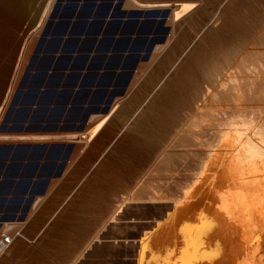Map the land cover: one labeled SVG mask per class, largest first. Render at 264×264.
<instances>
[{"label": "rangeland", "instance_id": "374dc122", "mask_svg": "<svg viewBox=\"0 0 264 264\" xmlns=\"http://www.w3.org/2000/svg\"><path fill=\"white\" fill-rule=\"evenodd\" d=\"M47 1L49 2L0 0V127L36 43L57 2L53 0L48 14L44 16ZM139 1L170 2L171 7L161 8L163 10L182 8V2L189 0ZM190 1H195L197 5L181 19L176 22H172L170 18L165 20V25L170 27V37L169 40H166V37L164 49L159 45V48L152 52L150 72L143 79L141 76L138 118L136 117L133 123L124 125L121 135L123 139L109 142L102 149V155L91 158V172L66 171L64 178L49 188L55 196L54 207L66 205L70 208H80L79 213L83 211L81 194L85 188L82 182L92 174L91 185L102 186L105 191V195L93 197L90 206L92 226L100 222L96 218L106 208L109 218L107 224L119 223L123 218L126 227L140 225L139 228L144 230L141 232L142 242L151 234L157 224L156 220L166 217L167 210L170 211L173 203L181 200L184 190L201 174L205 156L213 147H220L219 140L225 131L231 133L237 126L249 129V120L255 122L254 126L264 125V100L257 99L258 95L243 102V107L247 104L245 108L241 107L243 110L229 107L232 100L231 86L234 83L241 86L245 94L249 79L254 80V93L258 94L260 89L264 88V0ZM128 3L126 0V4ZM227 74L238 75L235 77L238 79L227 80V84ZM222 82L226 83L225 87L220 85ZM7 93L9 100H6ZM237 121L246 123L240 125ZM130 133L133 134L132 138ZM0 135L14 134L0 132ZM58 140L55 142H68ZM87 140L88 138L81 142H69L74 143L76 147L70 169L82 164L78 155L80 149L89 146ZM38 142L0 140V144ZM99 164L104 166H98ZM107 164L119 169L114 174L122 177V181L113 180L110 177L111 172L98 171ZM98 179L102 181L101 184L94 182ZM115 191L117 194L112 198ZM77 197L81 200H70ZM35 200L25 214L27 218L36 206ZM44 201L38 203L23 230V223L17 216L13 220L0 221V233L11 234L12 241L14 237H20L16 242H21V238H24L21 231H36L35 219L39 213L37 211ZM122 204L125 206L120 207ZM120 208H123V211ZM48 212L52 216L51 210ZM59 215L62 220L56 219L55 225L52 219L46 222L48 231H53L52 226L55 227L54 231H77L78 228H75L74 224L81 225L85 222L82 213V220H74V214L66 210ZM111 219L113 221H110ZM13 221H17L15 225ZM4 224L8 226L5 227ZM16 242L0 255V259L42 258L35 252L30 255L21 252ZM59 248L57 245L53 251L57 258H67Z\"/></svg>", "mask_w": 264, "mask_h": 264}, {"label": "crops", "instance_id": "0c3cea01", "mask_svg": "<svg viewBox=\"0 0 264 264\" xmlns=\"http://www.w3.org/2000/svg\"><path fill=\"white\" fill-rule=\"evenodd\" d=\"M150 11L151 8L141 9L130 3L126 4V0H61L54 7L36 43V52H33L27 65L28 74L25 78L23 74L21 78L23 91L17 105L30 109L27 116L23 114L22 120L28 118L34 126L57 129L26 135L64 137L72 133L78 134L80 139L67 140L68 142H55L58 139L48 140L50 142L43 140L37 143L70 146L60 174L49 180L42 194L38 193L43 189L44 182L28 183V178L34 172L40 175L55 173L59 161L63 159L65 148L55 149L50 154L49 165L28 167L21 164L9 171L10 176L23 177L19 181L18 177L15 178L6 187L5 205L14 207L20 204L24 207L25 199L20 197L25 191L34 193L28 209L35 198L40 196L35 208L40 201L45 200L37 211L36 231H21L24 237L21 238L22 243L16 242L20 237H14L9 247L16 242L21 252L26 255L35 252L42 258L0 259V264H138L139 241L141 232L144 231L139 228L140 225L125 228L123 218L119 223L107 224L109 218L105 208L96 218L100 222L92 226L90 206L93 197L105 195L102 186L91 185L92 174L82 182L85 190L81 194L83 211L80 213L85 222L81 225L74 224L78 230L54 231L55 227L52 226L53 231H48L46 222L52 219L55 225L56 219L62 220L59 214L65 210L74 214V220H82L80 208L66 205L54 207L55 196L49 188L59 183L66 171L91 172V158L102 155V149L109 142L123 139L121 135L124 125L133 123L138 118L141 80L150 72V57L154 48L165 42L164 39L162 43L156 44L151 51V35L157 26L151 27V14H144ZM101 121L102 127L99 126L95 133L91 132ZM130 134L132 138L133 134ZM86 138L89 146L80 149L78 155L82 164L70 169L76 147L69 142H81ZM53 162H57V165H52ZM98 171L111 172L113 180H123L114 174L119 169L110 164ZM94 182L101 184L102 181L98 179ZM116 194V191L112 193V198ZM70 200L78 202L81 199L77 197ZM49 210L52 216L49 215ZM25 214L17 218L23 223L22 230L31 216L26 219ZM57 245L67 258H57L53 252Z\"/></svg>", "mask_w": 264, "mask_h": 264}, {"label": "bare ground", "instance_id": "6f19581e", "mask_svg": "<svg viewBox=\"0 0 264 264\" xmlns=\"http://www.w3.org/2000/svg\"><path fill=\"white\" fill-rule=\"evenodd\" d=\"M127 1L134 7L141 9L171 7V3L167 1ZM52 3L53 0H49L43 14L44 16L48 14ZM196 5L195 1L189 0L188 2H182V8L169 9L170 13L167 18H170L172 22H176L181 19L183 15L190 12ZM38 25L39 24H37V28L39 27ZM166 37L165 39L169 40L170 29ZM164 45L161 44L160 47L164 49ZM157 48H159V46L154 49ZM20 59L21 58H19V61ZM230 74H227L229 79L226 77V82L227 80L236 81L238 79L235 78L238 75L230 76ZM239 82H241V80ZM248 82L247 94H245V91L242 90L240 88L241 86L239 87L238 84L234 83L231 86L232 100L229 107L241 108L245 104H243V102L251 100L257 95L259 97L257 99L264 100V88L260 89L258 94L256 92L254 93V80L249 79ZM12 84L13 82H11V86ZM220 85H224L225 87L226 83L224 84L222 82ZM7 99L9 100L8 93L6 100ZM263 106L262 108H264ZM243 108L241 109L243 110ZM103 121L99 122L91 132L95 130L97 132L99 126L102 127L101 124H103ZM236 123L243 125L246 121H237ZM249 124H251L249 129L243 126H240V128L237 126L239 129L236 127L232 129L231 133L225 131L220 137V147H213L205 156L206 159L203 160L202 172L198 178L196 177L194 182L192 181V185L188 187L187 190H184L181 200H177L178 202L176 204H174V202L172 207H170V211L167 210L168 214H165L166 217L156 220L157 224L151 234H148L149 236L142 242L140 241L138 264H264V125L259 124L260 126H258L257 124L254 126L255 122L250 120ZM77 135H73L72 133L64 137L52 135L28 136L21 134L0 135V140L55 141L57 139H62L65 141H72L80 139ZM36 201L37 200H35L34 205L37 204ZM122 205L123 206L120 207L125 206L124 204ZM120 209L123 211V208ZM118 211L120 210L118 209ZM115 214L117 215V213ZM28 216L30 215L28 214ZM18 217L20 218V216ZM15 222L17 221H13L14 225ZM5 224H8V222ZM5 224L3 226L7 227L8 225L6 226Z\"/></svg>", "mask_w": 264, "mask_h": 264}, {"label": "water", "instance_id": "95a60500", "mask_svg": "<svg viewBox=\"0 0 264 264\" xmlns=\"http://www.w3.org/2000/svg\"><path fill=\"white\" fill-rule=\"evenodd\" d=\"M61 0H57L55 7L60 3ZM170 13L169 9H151L150 12H145V16L151 14V27L157 26L154 33L151 35V51L155 47L156 44L162 43L168 34L169 27L165 26V20L167 19L168 14ZM143 14V13H141ZM36 50L34 51V53ZM28 67L24 73L23 78H25L28 74ZM23 91L22 80L19 83V86L11 100L10 106L7 110V113L4 117L3 124L0 127V132L13 133L16 135L20 134H31L38 132H47L54 131V129H48L40 126H34L28 120V118H24L22 120L23 114H27L30 112L29 108H22L17 105V100ZM65 148V154L63 159L59 161V165L57 171L55 173H49L47 175L43 174H33L28 178V183L43 181L44 186L43 189L38 193L42 194L45 190L46 184L53 177H56L60 174L61 168L63 167L66 159L68 157L70 146L57 145V144H44V143H1L0 144V221H9L15 219L17 216H21L24 214L30 202L34 198V193L30 194V192L25 191L20 199H25V206H21L20 204L12 207L10 205H5V189L8 184L13 182L15 178L18 177V181L21 180L23 176H10L9 171L14 169L21 164H25L28 167H37L39 164L43 166L49 165L50 162V154L56 149L62 150ZM27 158V159H26ZM52 165H57V162H53ZM27 194V195H26ZM25 196V197H24Z\"/></svg>", "mask_w": 264, "mask_h": 264}, {"label": "built area", "instance_id": "2783aa9c", "mask_svg": "<svg viewBox=\"0 0 264 264\" xmlns=\"http://www.w3.org/2000/svg\"><path fill=\"white\" fill-rule=\"evenodd\" d=\"M12 243V236L9 233H0V255L9 247Z\"/></svg>", "mask_w": 264, "mask_h": 264}]
</instances>
